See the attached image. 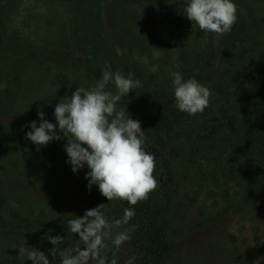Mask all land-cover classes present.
Instances as JSON below:
<instances>
[{"label":"trees","instance_id":"16d2710c","mask_svg":"<svg viewBox=\"0 0 264 264\" xmlns=\"http://www.w3.org/2000/svg\"><path fill=\"white\" fill-rule=\"evenodd\" d=\"M56 2L68 23L56 26L48 19L49 35L40 47L64 54L75 52L77 65L73 68L65 63L51 69L39 60L0 67L1 175L14 173L18 167L28 176L72 168L66 163V139L41 146L38 152L36 145L25 139L31 130L25 126L31 121L39 124L38 108L55 124V104L77 87L93 86L108 63L114 71L125 75L131 72L134 79L141 81L143 87L122 98L118 108L124 107L132 119L140 121L147 137L145 148L156 156L154 175L159 186L147 201L134 206L135 216L126 226H139L131 240L137 248L135 264H170L180 258L183 246L168 234L167 206L183 182H193L197 190L208 193L223 183L240 181V205L259 216L264 226V0H234L238 20L231 33L220 41L198 27L192 28L183 15L184 0ZM21 3L22 0H0V44L11 38L28 41L20 26L25 18L38 13L34 8L45 1L35 0L33 7L25 10L27 14L17 20ZM105 5L116 14L130 6H144L172 24L178 38L173 44L174 61L169 68L160 66L155 74L149 71L155 64L153 47L160 49V41L152 37L138 38L127 32V43H114L104 24ZM134 53L147 55L149 64L133 60ZM172 71H180L185 79L194 77L209 87L213 95L202 114L190 116L174 106L169 75ZM87 171L85 166L79 172L85 176ZM43 179L41 184H48ZM80 184L73 187L84 193ZM92 188L99 193L94 202L53 215L43 210L35 214L25 206L9 207V198L0 189V264H4L6 247L11 243H25L40 251L52 248L44 239L46 233L65 237L62 247L75 245L78 237L68 230V221L82 217L86 210L101 203L106 204L109 221L122 217L129 207L127 202H108L96 185ZM37 198L32 200L45 197ZM120 252L110 248L106 255L110 261L116 253L118 264H124Z\"/></svg>","mask_w":264,"mask_h":264},{"label":"clouds","instance_id":"9594fccd","mask_svg":"<svg viewBox=\"0 0 264 264\" xmlns=\"http://www.w3.org/2000/svg\"><path fill=\"white\" fill-rule=\"evenodd\" d=\"M34 4L35 0H22L17 20L22 19L27 14L25 10ZM34 10L41 14L47 12L43 6ZM183 15L192 28L198 27L222 38L235 26L238 6L234 0H184ZM160 57V49L153 47L152 59L159 60ZM132 58L141 64H149L147 55L134 53ZM159 67V64H152L149 71L155 74ZM169 75L174 106L179 111L196 116L210 106L213 93L209 87L194 77L185 79L180 71H172ZM142 87L133 73L125 75L120 70L114 71L106 63L93 86L77 87L70 96L62 97L55 104V124L38 108L39 124L31 121L25 126L31 129L25 139L36 145V151L53 141L66 139V163L71 165L73 173L87 167L88 191L96 185L108 202H127L129 207L124 209L122 217L112 221L105 215L106 204L88 209L82 217L75 216L68 221V230L78 237L75 245L62 247L65 237L46 233L44 239L53 245L52 248L40 251L34 246L21 245L17 247V259L31 261V264H54L55 261L58 264H118L116 253L109 261L106 251L114 248L119 252L132 240L139 226H126L135 216L134 206L147 201L159 186L154 175L156 156L145 148L147 137L140 121L132 119L124 107L118 108L122 98ZM136 260L133 255L124 264H135Z\"/></svg>","mask_w":264,"mask_h":264},{"label":"rangeland","instance_id":"374dc122","mask_svg":"<svg viewBox=\"0 0 264 264\" xmlns=\"http://www.w3.org/2000/svg\"><path fill=\"white\" fill-rule=\"evenodd\" d=\"M43 1L45 4L40 5L47 9L46 14L34 13L25 18L20 26L28 41L11 38L0 44V67L39 60H43L51 69L65 63L76 67L77 53L64 54L40 47L49 35L46 29L48 19L53 20L56 26H66L68 23V17L56 0ZM103 19L114 43H127L124 37L127 32H132L138 38L152 37L160 41L161 57L154 60L155 64L168 69L174 61L173 44L178 34L172 24L164 21L152 9L130 6L116 14L105 5ZM224 37L214 38L220 41ZM16 169V172L8 171L5 175L0 172V189L9 198V207L25 206L35 214L43 210L53 215L94 202L95 197L99 196L94 188L88 191L85 176L80 172L73 173L72 168L61 167L44 174L42 171L36 172L33 176L26 175L20 167ZM42 179L48 184H41ZM75 183H81L79 187L84 193H79L73 187ZM240 189L241 182L238 180L223 183L208 193L204 189L197 190L193 182L182 183L174 193L172 203L167 206L170 212L168 234L183 246L180 258L170 264H264V226L259 216L240 205ZM38 195L45 198L36 200ZM33 197L36 199L32 200ZM21 245L28 244L11 243L6 247L4 264H31V261L16 258L17 247ZM136 250L135 244L129 241L121 249L120 256L125 261ZM54 264H58V261Z\"/></svg>","mask_w":264,"mask_h":264}]
</instances>
